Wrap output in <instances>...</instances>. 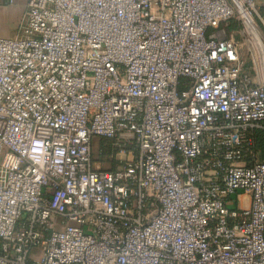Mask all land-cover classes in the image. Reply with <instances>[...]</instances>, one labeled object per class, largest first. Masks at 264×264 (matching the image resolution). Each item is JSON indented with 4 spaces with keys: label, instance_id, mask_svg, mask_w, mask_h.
Returning a JSON list of instances; mask_svg holds the SVG:
<instances>
[{
    "label": "built area",
    "instance_id": "1",
    "mask_svg": "<svg viewBox=\"0 0 264 264\" xmlns=\"http://www.w3.org/2000/svg\"><path fill=\"white\" fill-rule=\"evenodd\" d=\"M257 130L264 0H27L0 36V264H264Z\"/></svg>",
    "mask_w": 264,
    "mask_h": 264
},
{
    "label": "rangeland",
    "instance_id": "2",
    "mask_svg": "<svg viewBox=\"0 0 264 264\" xmlns=\"http://www.w3.org/2000/svg\"><path fill=\"white\" fill-rule=\"evenodd\" d=\"M27 0H10L6 4H0V36L13 37L19 28L21 19L26 9ZM93 144H97L96 140H93ZM95 158L102 160V166L105 168L112 167L113 165L107 162V158L99 153V148L96 145ZM258 157H261V150L258 149Z\"/></svg>",
    "mask_w": 264,
    "mask_h": 264
},
{
    "label": "trees",
    "instance_id": "3",
    "mask_svg": "<svg viewBox=\"0 0 264 264\" xmlns=\"http://www.w3.org/2000/svg\"><path fill=\"white\" fill-rule=\"evenodd\" d=\"M258 149L261 150V157L264 158V130H257L254 133V150L257 152L258 156ZM259 160L264 161L258 157Z\"/></svg>",
    "mask_w": 264,
    "mask_h": 264
},
{
    "label": "crops",
    "instance_id": "4",
    "mask_svg": "<svg viewBox=\"0 0 264 264\" xmlns=\"http://www.w3.org/2000/svg\"><path fill=\"white\" fill-rule=\"evenodd\" d=\"M97 141V144H101L103 142V140L100 139H95Z\"/></svg>",
    "mask_w": 264,
    "mask_h": 264
}]
</instances>
